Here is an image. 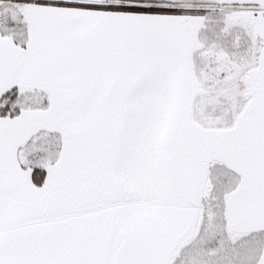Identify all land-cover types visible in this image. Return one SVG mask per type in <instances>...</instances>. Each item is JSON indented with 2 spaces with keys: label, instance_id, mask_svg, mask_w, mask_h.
I'll return each mask as SVG.
<instances>
[{
  "label": "snow or ice",
  "instance_id": "obj_1",
  "mask_svg": "<svg viewBox=\"0 0 264 264\" xmlns=\"http://www.w3.org/2000/svg\"><path fill=\"white\" fill-rule=\"evenodd\" d=\"M0 264H264V0H0Z\"/></svg>",
  "mask_w": 264,
  "mask_h": 264
}]
</instances>
